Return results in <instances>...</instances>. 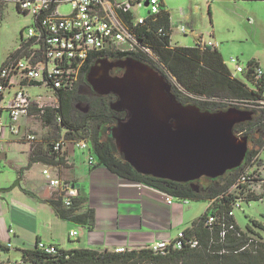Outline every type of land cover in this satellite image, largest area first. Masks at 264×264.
<instances>
[{
  "label": "trees",
  "instance_id": "obj_1",
  "mask_svg": "<svg viewBox=\"0 0 264 264\" xmlns=\"http://www.w3.org/2000/svg\"><path fill=\"white\" fill-rule=\"evenodd\" d=\"M7 3L0 0V12ZM164 7L163 3L160 2V13L151 15L149 12L145 23L137 26H134L139 19L136 13L130 10L123 14L124 21L132 28L141 46L150 49L157 60H153L140 49L134 51L115 48L114 50L110 46L107 47V52L99 53L94 61L92 60L83 68L78 81L74 82L70 89H57L45 81H30L28 79L22 80L20 87L46 85L56 91L58 106L49 109L40 108L43 121L56 130L58 138L60 132L65 130L66 135L62 139L89 142L91 151L97 157L98 164L106 166L112 173L178 197L212 201L208 211L193 223L190 229L184 231L185 239L197 241L198 246L192 248L185 244L182 249H175L170 246L165 254H161L155 253L150 247L126 249L124 252L117 253L115 250L108 249L65 251L54 245L58 252L50 254L39 248V243L43 241H38L34 249L23 250L24 263L264 264V225L252 221L246 228H242L237 221L236 213L234 216H229L237 201H240L242 209L243 203L264 199V193L257 192L253 186L238 184L240 177L247 172L253 173L249 176L251 178L249 183L258 178H264V165L262 169L257 168L253 169V172L249 171L250 165L253 166L251 162L256 157H258L256 161L264 163L260 155H257V151L249 150L243 165L229 171L227 174L230 176L224 183L221 182L220 177L215 180L208 179L209 185L203 186L201 180L205 179L204 177L195 182L198 189L193 187L192 183H177L139 174L118 152L110 132L111 128L115 127L120 120L127 117L126 113H118L112 110L111 104L117 98L114 95L100 96L93 91L91 96H83L78 91L79 83L86 84L85 77L97 61L132 57L150 65L164 75L169 82L170 78H175L177 84H172V92L177 100L184 105H196L202 111L210 112L239 108L242 104L257 107L259 110L254 111L256 113L254 119L237 125L234 132L236 136L241 135V138L247 137L254 146L264 148V105L262 104L264 101V76L259 80L256 78V69L262 67L254 60L249 62L246 78L254 84V88L251 89L233 75L218 48L206 46L200 40L192 47H173L171 43L172 14ZM161 29H163L162 33L159 32ZM22 43L13 53L14 56L21 55L20 46ZM5 65L6 62L3 67ZM80 103L87 104L89 111L80 112L77 109V105ZM33 105H35L33 111L37 109L38 104L32 102L29 112ZM102 126L108 128V137L102 133ZM62 139L46 143L51 151L49 158L34 151L30 157L31 161L46 162L52 166L62 165L64 161L61 152L57 153L53 150L54 145L63 141ZM255 154L256 156H254ZM254 176L256 178L252 179ZM49 203L61 220L90 229L95 225V211L88 207V200L84 196L78 194V197L72 200L70 207H66L64 204V193L53 196ZM211 216L216 219L212 224L208 223ZM2 248L7 249L4 246Z\"/></svg>",
  "mask_w": 264,
  "mask_h": 264
},
{
  "label": "crops",
  "instance_id": "obj_2",
  "mask_svg": "<svg viewBox=\"0 0 264 264\" xmlns=\"http://www.w3.org/2000/svg\"><path fill=\"white\" fill-rule=\"evenodd\" d=\"M3 1L8 2L7 4L14 3L19 14L30 16L22 13L15 2ZM111 1L118 4L124 2ZM136 1L141 2V0ZM160 1L164 6L166 5L163 0ZM132 11L135 13L134 7ZM171 18L174 33L173 16ZM184 18L185 21H188L192 16L186 13ZM32 21L31 25L21 30L19 45L26 37L25 30L33 26V18ZM171 43L173 47L177 46L173 45L172 39ZM8 57L2 61V67L7 62ZM262 69L264 70V68ZM24 87L22 88L25 90ZM19 88L20 85L15 84L7 90L16 89L17 91ZM7 90L0 97V104L3 106L11 104L16 93L15 91L14 94L5 96ZM34 108L35 105H33L28 115L21 117V119L28 118L26 121L28 126L25 132L27 134L26 139L12 140L11 136L17 135H13L6 129L1 135L0 172L4 162L8 161L6 151L12 150L15 145L22 147L23 153L27 155L28 164L21 168L16 165L22 175L20 178L22 185L0 195V247L7 248L6 250L4 248H2L3 250L0 249V254L2 252L9 254L8 257L0 255V264H19L11 259V253L16 251L23 259V250L34 249L38 241L57 245L65 251L85 249L81 246H70L73 242L70 234L73 231H79V228L85 231L86 241L87 238L93 236L98 239L97 245L90 249L115 250L117 248L142 249L151 247L161 241L174 240L180 232L190 229L193 223L198 221L211 207L212 201L209 200L178 197L144 183L122 178L112 173L106 166L99 165L91 148L89 152L90 156H94L93 164H86V160L83 165L79 164L76 157V151L79 148L75 146V141L62 139L64 147L61 157L64 163L60 166H52L46 162H32L30 157L34 151L40 153L41 156L48 158L51 156L48 145L40 137L38 138L36 133H32L34 130H31L30 124H32L31 119ZM20 121L19 127L22 132L23 126ZM30 136H34L36 139L29 140ZM24 170L28 171L24 172ZM45 170H49L52 178L75 186L78 194L87 198L88 207L95 211V225L92 229L88 227L78 228L73 223L61 220L56 215L54 209L50 206L49 200L57 194L61 195L62 192L61 189L49 185L48 179L44 175ZM7 180H9L8 176L5 179H0V189L6 187L4 183H7ZM168 198L172 199V203L168 202ZM6 227L8 229H5ZM8 230L14 232L10 235ZM77 238L80 241V234ZM29 239L30 246L27 247L26 243ZM9 244L12 246H9Z\"/></svg>",
  "mask_w": 264,
  "mask_h": 264
},
{
  "label": "water",
  "instance_id": "obj_3",
  "mask_svg": "<svg viewBox=\"0 0 264 264\" xmlns=\"http://www.w3.org/2000/svg\"><path fill=\"white\" fill-rule=\"evenodd\" d=\"M115 69L124 72L113 76ZM87 82L97 95H114L112 110L127 114L110 132L118 152L139 174L198 189L195 182L202 178L215 180L243 165L249 139L236 136L234 129L252 121L254 112L184 105L164 75L132 57L97 61ZM16 187L20 180L0 189V195Z\"/></svg>",
  "mask_w": 264,
  "mask_h": 264
},
{
  "label": "built area",
  "instance_id": "obj_4",
  "mask_svg": "<svg viewBox=\"0 0 264 264\" xmlns=\"http://www.w3.org/2000/svg\"><path fill=\"white\" fill-rule=\"evenodd\" d=\"M17 4L18 9L30 15L34 24L26 31V37L20 46L21 55L11 56L6 65L0 71V97L4 92L15 84H21L22 80L45 81L57 89H70L84 67L97 58L99 53L107 52V47L112 46L115 50H136L140 49L147 53L153 60L152 51L139 43L132 28L126 24L123 14H126L140 1L129 3H114L111 0H9ZM151 15L160 13V0H147ZM71 7V12L62 15L59 10L62 6ZM134 5V6H133ZM145 19L139 18L134 26L144 24ZM180 32L188 34V26L181 22ZM163 32V29L159 31ZM30 45V46H29ZM23 49V50H22ZM31 50V52H30ZM232 62H237L232 59ZM264 70L260 67L256 69V78L262 79ZM31 97L20 87L13 98V102L3 106L0 104V152L1 135L4 129L9 130L13 135H20L19 121L22 116L29 114ZM264 105V101L262 102ZM7 114V117H6ZM30 136L29 140H35ZM75 146L82 150H90L89 142L76 141ZM64 141L54 145V151L62 152ZM259 156V155H258ZM256 157L254 160H256ZM1 162V160H0ZM94 156L89 157V163L93 164ZM49 185L53 188L61 189L64 193V204L66 207L72 205V200L78 197V190L75 186L65 184L59 179L52 178L49 170L44 171ZM253 175L251 172L243 174L238 184L249 183ZM172 203V199L168 198ZM240 201H237L229 216H234L236 210L241 209ZM216 221L215 217H210L208 223ZM13 232V231H12ZM78 236L77 231H73L70 237ZM185 232H180L171 241L165 240L150 248L155 253L165 254L170 246L175 249H182L184 245L192 248L198 246L195 240H186ZM39 248L50 254H56L58 250L54 245L45 242L39 243ZM125 248H117V253L124 252ZM17 264V263H10Z\"/></svg>",
  "mask_w": 264,
  "mask_h": 264
},
{
  "label": "rangeland",
  "instance_id": "obj_5",
  "mask_svg": "<svg viewBox=\"0 0 264 264\" xmlns=\"http://www.w3.org/2000/svg\"><path fill=\"white\" fill-rule=\"evenodd\" d=\"M118 2L129 3L136 0H116ZM165 2V9L171 12L174 21V30L172 36L173 45L177 46H194L199 38L201 43L206 46H212L218 48L222 54L225 63L228 65L233 75L245 83L249 88H254L253 82L246 78V70L248 64L251 61H256L262 68H264V1H245V0H163ZM146 0H141L140 3L134 7L135 13L138 17L147 18L149 16L150 9L145 6ZM59 12L62 15L69 14L71 7L64 5L60 8ZM185 12V13H184ZM188 13L192 18L188 21L184 16ZM185 19V20H184ZM184 20V21H183ZM184 22L188 26V34L184 36L179 31L180 22ZM32 18L30 16H24L19 14L14 3L6 4L0 12V69L2 61L15 52L20 43L21 30L32 24ZM27 30H25L26 32ZM236 59V63L232 62V59ZM80 81V80H79ZM86 84L79 83L78 91L81 95H92V88L87 82ZM171 84H177L175 78H170ZM90 86V87H89ZM26 92L32 98L34 104H38L37 109L33 111V117L31 119L32 127L34 130L32 133H36L38 138L42 139L44 143L53 142L57 139L65 138L66 132L62 130L60 137L58 138L56 130L50 127L47 122L43 121L40 108H53L58 106V99L56 91L46 85H30L24 87ZM76 88V89H77ZM16 89H9L6 95L14 94ZM77 109L80 112H88L89 107L85 103L77 105ZM238 109L244 111L259 110L255 106H246L242 104ZM256 113H254L255 117ZM27 117L21 119L20 124L22 127V133L20 136H11L12 140L26 139V129L28 128L26 121ZM254 119V118H253ZM252 119V120H253ZM48 125V126H47ZM102 133L108 137V128H101ZM108 132V133H107ZM25 134V135H24ZM241 136V135H240ZM238 136V137H240ZM90 145V143H89ZM91 148V145H90ZM115 148V146H114ZM22 147L15 145L12 150H7L8 161L4 162L2 170L0 172V179L9 177L7 183H4L2 189L12 187L22 177L20 169L23 166H27V155L23 153ZM249 150L257 151V155H260L261 160L264 161V148L256 147L249 141ZM89 150L83 151L77 149L76 157L77 162L80 164L89 163ZM256 156V154L254 155ZM253 156V157H254ZM252 160V159H251ZM250 160V161H251ZM250 165V170L262 169L264 163L253 160ZM18 166V168L16 167ZM28 170H24V172ZM229 174L221 177V182L224 183L229 177ZM261 177V176H260ZM256 176L252 177V179ZM209 178L201 180V184H209ZM256 180V181H255ZM252 180L248 187H254L257 192L264 193V178H258ZM22 185L20 180V186ZM254 195V194H253ZM236 218L239 225L242 228H246L252 221H257L264 225V199L262 201H252L250 203H243V208L236 210ZM78 228L80 226H77ZM5 229H8L6 227ZM79 238H72L73 241L70 246H81L85 249L93 248L96 246L98 239L93 237L85 239V231L79 228ZM8 230L11 235L13 232ZM95 234V233H94ZM13 238V237H12ZM97 239V240H96ZM9 246H12L9 244ZM26 246H30V239L27 241ZM1 250H3L0 247ZM2 257H8L9 254L2 252ZM11 259L17 261L19 264L24 263L19 253L12 252Z\"/></svg>",
  "mask_w": 264,
  "mask_h": 264
},
{
  "label": "flooded vegetation",
  "instance_id": "obj_6",
  "mask_svg": "<svg viewBox=\"0 0 264 264\" xmlns=\"http://www.w3.org/2000/svg\"><path fill=\"white\" fill-rule=\"evenodd\" d=\"M124 70L122 69H115L111 72L113 76H121L123 74ZM115 102V101H114Z\"/></svg>",
  "mask_w": 264,
  "mask_h": 264
}]
</instances>
